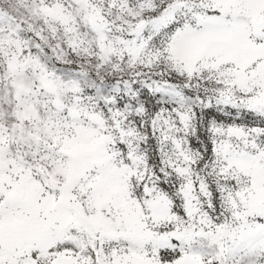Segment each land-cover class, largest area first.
<instances>
[{"label": "snow or ice", "instance_id": "6c2138e0", "mask_svg": "<svg viewBox=\"0 0 264 264\" xmlns=\"http://www.w3.org/2000/svg\"><path fill=\"white\" fill-rule=\"evenodd\" d=\"M0 264H264V0H0Z\"/></svg>", "mask_w": 264, "mask_h": 264}]
</instances>
